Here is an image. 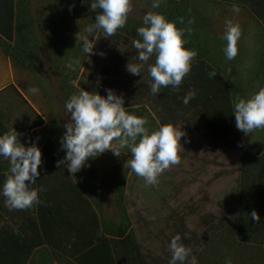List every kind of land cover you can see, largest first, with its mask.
Wrapping results in <instances>:
<instances>
[{"label":"rangeland","instance_id":"1","mask_svg":"<svg viewBox=\"0 0 264 264\" xmlns=\"http://www.w3.org/2000/svg\"><path fill=\"white\" fill-rule=\"evenodd\" d=\"M251 1L253 5L246 0H177L171 9L177 24L185 30L182 39L187 43L183 47L198 54L179 91L169 86L153 95L147 69L155 62V57L146 63L138 60V52L132 45L133 40L141 39L136 30L130 36L126 34L125 25L111 37L106 38L103 31H94L89 36L86 28L95 23L96 16L95 11H90L92 0H33V11L46 19L49 28L43 31L42 41H48L51 35L53 58L50 61L55 71L45 67L47 71L43 69L39 76L51 98V116L42 129L29 133L25 130L38 124L37 116L19 102L15 103L16 110L7 112L11 128L22 133L18 140L25 142L29 135L31 144L35 143L41 153H45L38 168L40 176L31 187L43 189L38 191L39 204L46 200L59 206L54 218L63 223L45 228L51 245L34 249L26 264H80L78 253L82 238L86 235L94 239L106 237L102 224L116 219L115 201L124 209L127 233L130 232L136 245L133 254L141 264H169L172 257L169 245L177 234L181 237L180 243L191 248V256L184 264H190L192 256L197 264H264V237L258 242L246 239L238 232L236 223L238 213L241 214L242 192L252 183L264 188V129L245 135L235 127L233 113L235 97L247 99L264 88V22L255 15L256 9L264 15V0ZM130 3L132 11L128 16L139 22L130 23V28L134 29L143 23L145 13L153 11L145 6L146 0H130ZM233 5L239 7L238 14L231 11ZM226 20L241 29L238 54L233 60H227L223 51L227 45V41L221 39L226 31ZM0 27H3L1 23ZM189 28L191 33L187 31ZM82 36L95 40V54L83 52L79 38ZM33 39L32 30L20 26L12 41L0 36V43L14 62L34 69L33 64L38 63V59ZM101 52L103 56L99 55ZM76 59L80 64L73 71L67 65ZM128 63L142 65L140 76L126 70ZM213 71L223 81L229 97L228 120L216 99L210 96V92H214L210 87L212 83L204 74ZM59 81L70 97L79 94L81 89L104 97L106 90H113L123 96L128 114L147 120L145 127L149 133L167 124L185 133L179 141L180 163L160 174L155 185H146L144 178L124 167L131 155L127 148L121 149L120 157L107 150L87 162L97 170V176L94 171L89 172L95 187L81 175L89 166L72 176L61 164L59 168L65 178L61 181L57 162L66 154L61 149L60 138L67 115ZM189 90H195L196 95L185 105L183 97ZM217 132L234 142L231 148H223L222 142L216 140ZM31 144L24 143L25 147ZM113 146L118 147L115 141ZM0 165L7 168L6 172L0 169V240L9 245V236H32L35 229L43 234L39 224L34 228L38 204L26 210L10 211L6 207L2 186L9 163L0 157ZM262 197L264 199V192ZM78 201H87L90 209L84 213ZM64 210L70 213L65 214ZM91 214L97 216L98 225L90 224ZM87 215L90 217L86 218ZM260 219L263 234L264 212ZM0 264L9 263L0 258Z\"/></svg>","mask_w":264,"mask_h":264},{"label":"clouds","instance_id":"2","mask_svg":"<svg viewBox=\"0 0 264 264\" xmlns=\"http://www.w3.org/2000/svg\"><path fill=\"white\" fill-rule=\"evenodd\" d=\"M162 2L163 0H153L152 8L160 7ZM90 11L96 12L95 23L88 26L86 32L91 36L94 31H103L107 38L125 26L132 5L130 0H92ZM231 11L238 14L240 9L233 5ZM143 25L136 29L141 39L133 40L132 45L138 52L139 61L146 63L151 57H155V62L147 69L152 81L151 93L156 95L161 88L169 86L174 91H179L184 77L191 71V62L198 53L183 47L187 43L182 39L185 30L177 29L175 23L167 21L162 14L145 13ZM225 28L221 39L226 40L227 45L223 51L227 60H233L238 54L237 41L241 37V29L231 20L225 21ZM187 31L191 33L190 28ZM89 36L79 37L82 40V50L87 55L95 54V40H89ZM99 55L103 56L104 53ZM79 64V59H76L69 62L67 67L75 71ZM141 68V64L126 65V70L136 76H140ZM215 75V71L210 72L209 78ZM28 91L37 94L39 89L32 87ZM106 91L107 96L104 97L81 89L79 94L72 95L65 102L67 119L60 144L66 154L57 162V167L64 164L69 175L74 176L82 168L89 166V159L107 150L120 157L121 149L127 148L131 155L124 167H129L137 176L144 178L146 185H155L160 174L171 165L180 163L179 141L185 133L176 130L171 124L162 125L149 133L145 127L146 119L125 111L123 96L116 95L111 89ZM195 95V90H189L183 97V103L187 105ZM233 105L235 127L239 131L249 135L254 130L264 129V88L247 99L235 97ZM19 135L13 129L0 135V157L9 163L2 195L10 211L26 210L41 203L38 191L43 190L31 187L40 176L38 168L43 163L41 150L35 143L25 147L18 140ZM114 141L118 147L113 146ZM250 216L254 222H260L255 210ZM180 240L181 237L177 234L170 242L172 257L169 264H184L186 258L191 256V248L185 247ZM190 264H197L194 256L191 257Z\"/></svg>","mask_w":264,"mask_h":264},{"label":"trees","instance_id":"3","mask_svg":"<svg viewBox=\"0 0 264 264\" xmlns=\"http://www.w3.org/2000/svg\"><path fill=\"white\" fill-rule=\"evenodd\" d=\"M147 1L148 3L145 6L150 11L162 14L167 21L174 22L177 29H182L181 26L177 24L174 18V12L171 9L172 5H175L174 3L177 0H163V2L160 4V7L158 8H152L153 0H146V2ZM246 1L253 5V2L251 0ZM43 5L44 3L41 4V7ZM33 9V0H0V23L3 25L2 28L0 27V36L4 37L6 41H12L14 32L18 27L28 26L34 34L33 41L35 40L34 45L37 49V64L40 73L43 72V69H45V67L47 68V70L52 67L55 71V67L52 64L53 61H50V59L53 58L50 51L51 35H49L48 41H42V37H44L43 31H48L49 29L47 26V21L45 18H43L42 15L34 12ZM42 11L43 8L41 12ZM255 15L262 22H264V15L262 13H259L257 9L255 11ZM130 23L136 24L139 22L128 16L125 28L126 34L131 36L133 34V31H135L137 28H130ZM141 26H144L143 23H140L138 27ZM0 47L7 54V51L3 48V45L1 43ZM48 55L50 56L47 57ZM205 73L206 74L203 73L205 76H207L205 79L212 83L210 84V87L214 91L212 93L210 92V96L216 99L218 105L221 106V110L223 115H225V119L228 120V114L230 112L231 106L229 103L228 94L225 91L224 83L219 78L217 73L213 78H209V74L207 72ZM55 76L57 75L55 74ZM58 84L60 91L62 92L61 96L64 100L66 99L67 101L70 98V95L65 91L64 87L61 84V81H59ZM64 96L67 98H65ZM19 99V104H22L29 113L35 115L31 108L24 102V100L20 96ZM37 119L39 121L38 124L29 126L25 130L26 132H28L33 127H38L42 125L41 119L38 117ZM11 130L12 128L10 125V121L7 123H3L0 119V135L10 132ZM63 132L64 130L61 129V136L63 135ZM215 135L216 140H220L222 142L223 148L227 149L232 147V144L234 143L232 140H227L226 138L222 137V135L218 132ZM20 136H22V133L18 137ZM26 139L27 140L25 142L31 144V138L29 135H27ZM19 141L22 144L25 143L22 140ZM44 156L45 153L42 154V160L45 159ZM251 159L252 158H250L249 160ZM0 169H3V171H5L7 168L5 166L0 165ZM90 170L94 171L95 176H97V170L92 165L86 167L85 171L81 173V175L83 176L85 182L89 183L90 186L92 185L95 187V181H93V178L89 179ZM62 174V168H59L58 177L61 181H65L64 174ZM263 192L264 188L259 187L258 185H254L252 183V185L246 187V190L242 192L243 198L240 199L239 202L241 214L238 213V216L236 217L237 229L238 232L244 238L249 239L252 242H258L264 237V233L262 234V226H259L260 222H254L250 216V213L253 210L257 212L259 217L260 214L264 212V199L262 197ZM77 204L84 213H86L90 209V205L87 201H83L82 203L78 201ZM114 204L115 209L118 212L116 219L111 220L110 224H102V226H104L103 233L106 237H103L101 239H94L92 236L86 235L84 238H82V246L78 253V259L80 264H141L135 259L137 255L133 254V251H135L136 249V245L131 237L130 232L127 233L128 222L125 216L124 209L123 207L118 205L116 201L114 202ZM38 205V220L35 222L34 228H37L39 224L43 234L36 232L35 229V233L32 236H9L7 239L8 242H11V244L9 245H5L4 241L0 240V258H3L5 262L9 264H26L28 258L31 256V253L34 249L36 250L42 248L44 247V245H51L52 240L51 238H49L47 233L44 232V230L48 225L63 223L62 221L56 220V218H54L56 212L58 211L57 207L59 208V206H53L49 204L46 200H43V204ZM64 213L69 214L70 211L64 210ZM88 217H90V215L86 216V218ZM89 220L90 224L98 225L97 216L95 214H91ZM130 253H132V255ZM44 264L47 263L45 262Z\"/></svg>","mask_w":264,"mask_h":264},{"label":"crops","instance_id":"4","mask_svg":"<svg viewBox=\"0 0 264 264\" xmlns=\"http://www.w3.org/2000/svg\"><path fill=\"white\" fill-rule=\"evenodd\" d=\"M33 65L34 69L21 67L0 47V119L3 123L9 122L7 111L12 113L16 110L15 103L20 102V96L34 114L44 121V125L31 128L29 133L42 129L52 111L51 98L47 96L40 80L38 64L35 62ZM32 87L38 88L39 92L30 93L28 89Z\"/></svg>","mask_w":264,"mask_h":264}]
</instances>
